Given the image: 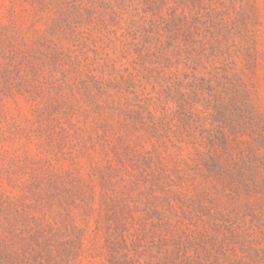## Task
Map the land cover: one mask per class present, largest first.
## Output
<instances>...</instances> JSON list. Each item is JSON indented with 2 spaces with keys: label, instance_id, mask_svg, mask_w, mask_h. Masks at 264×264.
<instances>
[{
  "label": "rangeland",
  "instance_id": "1",
  "mask_svg": "<svg viewBox=\"0 0 264 264\" xmlns=\"http://www.w3.org/2000/svg\"><path fill=\"white\" fill-rule=\"evenodd\" d=\"M162 49L174 62L160 70L167 61L156 63L155 53ZM156 66L159 75L150 69ZM93 74L122 91L112 85L100 95ZM145 96L158 106L149 109L156 122L190 110L206 149L213 140L230 149L232 162H252L254 176L237 198L219 195L233 228L216 233L199 221L198 196L187 185L170 199L196 227L175 234L137 223L164 195L153 180L161 157L146 139L148 113L137 115ZM112 170L123 180L108 193L123 195L135 216L124 232L129 250H168L179 235L187 262L264 264V0H0V252L41 258L46 238L79 236L64 228L76 224L83 228L76 264H108L105 230L95 227L109 185L101 175ZM70 189L94 196L89 223ZM42 215L52 228L31 222ZM217 244L225 257L204 258ZM159 256L134 259L169 264Z\"/></svg>",
  "mask_w": 264,
  "mask_h": 264
},
{
  "label": "trees",
  "instance_id": "2",
  "mask_svg": "<svg viewBox=\"0 0 264 264\" xmlns=\"http://www.w3.org/2000/svg\"><path fill=\"white\" fill-rule=\"evenodd\" d=\"M169 46L170 42L163 49H168ZM163 49L155 53L158 59L156 63L159 64L162 57H165L167 61V64H161L158 67L160 70H163L174 62L170 54L164 53ZM120 50L124 54L123 56L129 53L124 44ZM113 62V70H117L116 60ZM109 65V60H106L104 64L105 68ZM156 68L157 66L150 69L156 71L158 74L159 72ZM93 71H98V67L93 68ZM163 78L165 79V77ZM91 79L94 83V88L99 91L100 95L106 93L105 87L112 85L117 88L118 92H121L123 89V85L117 83L106 86L105 81L94 77V74ZM169 97L170 94H167V98ZM153 104V98L145 96L142 104L137 105V115L140 109L148 113L147 118L150 121L148 120L149 123L147 124L144 122L148 134L146 139L149 142L151 141L150 143L154 146L153 151L155 153L158 151L159 158L161 157L159 159L160 163L155 164L158 169L153 180L155 189H159L164 195L160 199L161 207H150L149 217L137 218V223L142 226L149 221L152 228L158 229L164 227L175 234L185 232V229L192 226L196 227L197 221H192V218L186 219L185 211L173 204L170 199L171 194L175 193L178 194L177 197H181L179 190L187 185L192 186L196 190L198 196L196 209L199 221L210 223L211 230L216 233H219L223 228H233L235 220L232 219L231 212L229 214L220 212L221 203L219 195H224L229 200L236 199L240 187L246 185L247 176H254L252 162L250 164L245 161H242V163L232 162L230 149L226 145H221V149L219 150V147H214L213 140H210V146L206 149L203 145L204 132L198 131L196 133V130L192 129L197 119L190 110L180 111V115L177 118H172L166 123L156 122L153 110L152 112L149 110L150 107H158ZM193 104L194 102L190 106ZM172 120L180 121L181 126L170 124ZM225 140L223 139L222 141L224 142ZM160 151L166 153L165 157L161 156ZM224 156L227 160L226 163L222 160ZM163 158L165 163L161 161ZM170 161L173 162V165L171 168H168L167 164ZM117 175V170H112L101 175L102 182L105 180V182H109V185L106 187L103 184L105 187L103 194L104 215L99 216L95 227L96 230H105L108 264H151L147 260L136 261L134 258H161L159 256L160 253H162L164 258H169V264H202V262H187L186 259H183L190 257H184L186 251L178 242L179 235L172 238V247L168 250H163L162 246H155L157 252H154L149 247L139 248L140 244L139 246L137 245V248L133 247L132 250H129L124 232L130 225L136 223L135 216L129 208L126 210V198L123 195L113 196L111 193H108L110 185L121 183L123 180L122 177ZM126 188L124 185L122 190L124 191ZM122 190L119 193L123 194ZM69 193L76 202L75 206L84 208L81 211V216L85 215L82 216L84 220L87 216L86 222L89 223V219L95 210L93 206L94 196H77V192L74 189H70ZM3 205L4 201L1 202L2 207ZM4 218L8 221V214L5 213ZM54 218L56 219L52 222L54 225L59 223L57 225L59 226L58 228L64 227V218ZM30 220L38 226H45L43 229H46V227L52 228L44 215L32 216ZM64 228L70 229L68 231L77 230L80 232V235L76 237L67 236V239L63 241L55 239L54 243L51 242L54 237L46 238L40 246L41 250L39 254L41 258H11L8 250L6 251V248H3L0 252V264H76L75 261L82 249L83 228L76 224L72 228H68L67 225ZM151 246L153 245L151 244ZM223 252L226 253L227 249H224L223 245L217 244L206 253L204 258H223L225 257L221 256ZM209 264L221 263L213 261Z\"/></svg>",
  "mask_w": 264,
  "mask_h": 264
}]
</instances>
